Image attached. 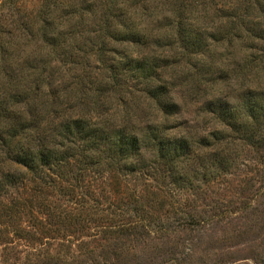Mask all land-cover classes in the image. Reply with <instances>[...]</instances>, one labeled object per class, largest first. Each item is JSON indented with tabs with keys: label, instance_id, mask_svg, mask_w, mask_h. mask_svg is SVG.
<instances>
[{
	"label": "rangeland",
	"instance_id": "1",
	"mask_svg": "<svg viewBox=\"0 0 264 264\" xmlns=\"http://www.w3.org/2000/svg\"><path fill=\"white\" fill-rule=\"evenodd\" d=\"M41 1L0 0V23L4 19L14 24L12 20L35 13ZM58 1L48 0L54 3L52 8ZM72 1L81 6L82 0ZM89 1H95V7L84 10L85 25L80 28L86 41L106 35L102 29L106 5L102 0ZM247 1L129 0L119 5L121 15L110 21H123L128 29L115 26L113 34L149 42L144 47L127 41L113 47L128 50L132 68L141 56L150 59L159 49V38L172 33L167 24L182 16L190 19L192 36L203 43L200 56L192 53L188 56L192 59H183L185 64L188 58V71L193 74L189 64H196L200 75L184 78L180 70L169 69L166 74L158 70L166 84L158 80L151 87L162 89L157 95L160 106L157 99L144 98V83L154 74L141 71L149 72V64L139 63V70L128 71L129 65L122 63L116 71L119 86L114 87L108 67H118L120 58L112 52L96 54L92 46L96 38L87 45L77 39L78 45L85 46L72 65L71 59L59 51L52 54L39 39L37 58L29 62L38 64L37 70L46 65L44 83L49 86H43L48 95L44 115L49 118L30 124L38 138H28L29 144L54 139L58 143L48 121L55 117L59 123L68 115L82 117L98 132L130 139L137 150L125 152L122 160L116 158L117 166L102 160L86 168L75 162L31 171L10 163L0 167L1 175L10 172L21 182L0 192V264H264V115L255 128L246 110L255 100L247 96L245 87L254 88L256 102L263 105L257 110L264 108V72L257 75L253 69L250 84L231 72L219 78L224 52L207 47L210 20L220 17L212 16L211 9L235 5L240 10ZM62 9L55 7V19L63 17ZM178 9L184 14H177ZM78 19L75 16L70 23ZM245 19L258 21L255 15ZM239 49L238 43L230 49L235 62L244 59ZM169 55L173 57V51ZM66 90L88 94L78 101L73 94L63 97ZM13 94L12 89L0 87V101L10 103L7 97ZM116 95L130 110L115 111ZM56 96V103L67 104L57 107ZM224 113L236 118L226 120ZM154 137L168 147L172 160L162 157ZM92 153L98 157L100 152Z\"/></svg>",
	"mask_w": 264,
	"mask_h": 264
},
{
	"label": "trees",
	"instance_id": "2",
	"mask_svg": "<svg viewBox=\"0 0 264 264\" xmlns=\"http://www.w3.org/2000/svg\"><path fill=\"white\" fill-rule=\"evenodd\" d=\"M128 1L102 0L106 5L103 8L106 20L102 27L106 35L102 37L95 35L93 39L89 38L87 41V37H81L82 33L80 32V28L85 25L81 21V16L84 10H90V8L95 7V1L82 0L81 6L76 7V3L72 0H63L62 5L59 0L57 5L52 8L54 3L50 4L48 0H42L37 9H34L35 13L29 12L24 17L20 16L17 20H12L14 24L7 23V21L1 19L0 78L4 79L8 71L10 73H8L7 80L4 84H0V87L2 89L6 88V90L10 88L14 91V94L8 95L7 97L11 99L10 103L0 101V167L10 163L16 167L31 171L37 168H59L65 163L75 162L86 168L100 164L102 160L104 162L109 161L110 166H117L120 161L116 160V158L122 160L124 153L134 148V142L130 139L116 135L111 137L104 132H98V130L92 129L82 117H71L68 115L66 119L59 123L55 122L57 120L55 117L48 121L51 125V135L58 137V143L54 139L53 142L46 140L45 143H38L36 145L29 144L28 138L31 140L38 138L33 135L30 124L32 122L42 123L41 119L43 120L45 118L47 120L49 118V116L44 115L46 114L45 106H47L48 95L43 93V86L44 84L49 86V83H44L46 78L44 77L46 65L44 66L42 64L39 70L36 69L38 64H35V66L31 65V62L37 58L36 50L38 48L36 47H39L37 45L39 39L42 43L45 42L49 46L52 54L59 51L62 57L65 56V58L71 59L68 63L72 65L74 64L73 57L79 56V52L82 51L83 47L87 44H93L96 38L97 43L92 45L96 49V54L104 56L112 52L116 53L120 58V62L117 63L118 67H114L113 65L108 67L112 72L111 83L114 87L119 86L116 71L122 63L129 65L127 68L128 71L139 70L142 64H149V72L144 69L141 71L149 75L154 74L151 79L146 80L143 86L144 98H148V100L157 99L158 93L162 91L160 85L151 87L152 82L159 80L162 85L166 84L159 79L158 70L162 71L163 74H166L165 71L169 69L176 73L178 72L177 70H180L184 73V78L187 76L194 78L195 75H200L202 71L200 68H196V64H189L195 70L193 74L192 71L187 70L188 58L192 59V57L188 56L192 53L195 54V57L200 56L202 54L200 49L203 46L199 38L192 36V31L190 30L191 21L188 17L182 16L181 19L168 23L167 25L170 27L169 29L172 33L166 39L159 38L160 41H158L159 43L157 45L159 49L154 52L151 51L153 54L150 56V59L146 55L141 56V61L143 62L137 60L138 64L135 68L131 67L132 61L129 59L126 48H122L121 51L113 49L116 45H122L126 41L143 47L149 44L146 39L140 40L133 38L132 41H129L124 36L113 34V28L115 26H122L124 30L128 29V26H125L123 21H110L114 17L121 15L123 9L119 5L128 4ZM56 6H59L61 9L63 6V9L59 10L63 15L62 18L55 19L54 15H57V13L54 9ZM50 7L52 10H50ZM77 8L81 9L82 13ZM201 10L204 13L210 12V9L208 10L207 8H202ZM211 10L213 11L211 13L212 16L220 15L218 19L210 20L212 23L209 25V28L212 32L207 35V41L211 42L207 47H212L214 51L224 52L221 55L223 69L220 71L219 78H227V75L232 73L236 78L241 77L243 82H249L250 84L251 80L248 76H250L253 69H256L255 72L257 75L264 72V0L260 3H252V0H248L246 5L240 10L235 5L225 6L221 9L213 8ZM115 11H118L117 15H114ZM177 14L183 15L184 13L178 9ZM252 15H255L258 19L257 22L245 19ZM0 16H2L1 12ZM75 16L79 18L78 21L70 23V20L74 19ZM93 32L96 33V31ZM107 32L110 34L108 35ZM55 33L56 35L54 36ZM78 38L84 39L83 44L85 45H78ZM236 43L240 46L239 51L244 52V59H241L240 62H235L234 56L230 52V49ZM177 49L180 52H177ZM172 51L173 57L169 55ZM24 52L27 56L21 55ZM11 54L14 58L10 57ZM185 57L188 58L185 64H183ZM199 63L197 61V64ZM13 65L17 67V71L12 70L14 67L11 66ZM230 66H233V68L230 69ZM50 76L52 75H48L47 78H50ZM141 77L146 78V75L143 74ZM245 87L248 89L246 92L247 96L255 100L252 105L246 107V110L249 113L248 116H250L255 124V128H257L258 123L264 115V108L257 110L263 105L260 106L256 102L258 97L254 95V88L248 87L247 84ZM19 89L20 91H18ZM4 92L6 91H2V94ZM19 93L24 95H20ZM72 94L76 96L78 101H81L88 93L86 90L82 94L78 91L66 90L62 96L68 97ZM53 95L55 96V94ZM103 98L108 99L109 95H105ZM116 98L118 99L115 111L130 110V108H124L127 102L123 97L117 96ZM96 99L97 101L100 100V98ZM159 99L156 100V103L160 106L161 100ZM56 100H58V97L55 99L54 104ZM68 100L74 103V100ZM65 104H67V101H57L56 106L59 107ZM53 114L54 112L48 115ZM223 116L226 120L236 118L229 113H224ZM27 118L30 121L29 124H27ZM155 137L151 139L154 140V145L158 146V151L162 157L172 160V154H168V147H165L166 145L163 144L159 137ZM253 137L254 134L250 135V138ZM108 143L109 145H107ZM39 146L41 147L39 151L33 150V148ZM133 150H137V148ZM92 151L100 152L99 156H95ZM13 175L10 172H4L0 176V192L7 191L9 188H13L18 183H21L19 181L20 179Z\"/></svg>",
	"mask_w": 264,
	"mask_h": 264
}]
</instances>
